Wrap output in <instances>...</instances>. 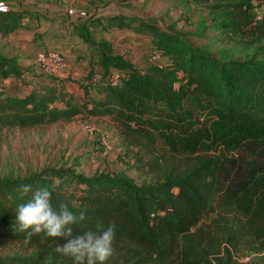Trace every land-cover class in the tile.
Listing matches in <instances>:
<instances>
[{"label":"trees","instance_id":"trees-1","mask_svg":"<svg viewBox=\"0 0 264 264\" xmlns=\"http://www.w3.org/2000/svg\"><path fill=\"white\" fill-rule=\"evenodd\" d=\"M193 2L220 13L214 26L222 32L253 38L257 28L264 38V21L255 22L254 14L264 0ZM28 17L27 11L0 10V35L23 29ZM98 21L93 24L100 29L129 28L148 35L166 64L136 71L106 44L89 41L77 26L92 56L80 83L83 97L68 93L55 77L54 84L24 97L0 94V131L110 118L150 155L143 167L156 175L155 181L138 185L104 173L43 169L4 182L0 237L36 249L32 260L17 257L21 263L43 264L50 255L56 263L72 264L55 252L63 239L28 237L14 229L17 205L31 197L21 198V185L35 190L54 186L50 176H67L81 186L78 203H69L74 194H65L58 184L52 205L64 203L77 215L86 212V219L72 226L74 235L115 224L113 254L106 264H239L235 253L243 244L257 241L264 248V58L222 61L143 20L113 15ZM256 52L263 54L264 44ZM19 69L16 59L0 53L1 79H19ZM111 69L127 77L116 87L95 84L94 74L104 80ZM0 264L13 261L3 258Z\"/></svg>","mask_w":264,"mask_h":264},{"label":"rangeland","instance_id":"rangeland-1","mask_svg":"<svg viewBox=\"0 0 264 264\" xmlns=\"http://www.w3.org/2000/svg\"><path fill=\"white\" fill-rule=\"evenodd\" d=\"M2 1L5 3L16 1L17 4L23 2L27 6L26 8L39 10L53 18H56L58 13L63 14L59 17L61 19L71 18L67 13L69 7L65 4L66 1L56 0L43 4L39 2L40 0H33L40 5L28 3L27 0ZM71 2L72 4L69 3V6L72 5L74 21H80L77 28L86 35L89 41L106 44L115 55L139 72L158 65L152 60L154 47L151 37L146 34H136L129 28L122 30L116 27L100 29L98 24H93L94 21L113 15L132 17L154 24L162 32L186 39L195 48L205 50L222 61H245L251 57L258 60L264 58V53L256 52V49L264 44V38L260 37L257 28L258 33L253 38L247 35L222 32L214 26L216 18L221 20L218 17L220 13L196 5L193 0H71ZM255 4L257 3L255 2ZM22 11L32 14L31 20L34 25V12L26 9ZM254 14L255 22L260 18L264 21V7L256 6ZM49 24L43 22L42 27L48 26V31L52 30L54 37H58V33L60 35L58 42L44 39L43 44L37 46L38 38L26 37L12 40L8 36L0 35V53L8 58L16 59L20 67L19 79L13 76L6 79L0 78V94L9 95V89L12 90L10 95L14 93L12 96L24 97L41 85L54 84L53 76L43 74L36 66V54L40 51L52 50L61 53L66 59L68 68L63 73L64 75L72 76L73 71L71 72V70L75 68L79 71L77 75L85 74L86 67H78L86 58H89V56L87 57L88 47L84 39L79 38L78 34L77 37L72 33L67 41V38L63 37L65 31L62 22ZM25 28L32 27L26 24ZM122 31L125 34L119 33ZM126 32L129 33V36L126 35ZM85 48L86 52L82 54ZM78 52L81 54L75 56V53ZM166 60L163 57L159 65L164 66ZM87 67L89 68L88 65ZM64 75L63 78H65ZM70 75L66 81L70 85L72 84L73 88L79 87L78 93H76L78 95L75 97H83L84 93L80 83H84L85 78L76 81L71 79ZM14 83L18 84V88L14 87ZM71 86L68 88L74 95L75 90L70 89ZM178 86L179 83L176 87ZM104 141L110 145V149L106 153H103ZM148 159H150V155L144 148L120 133L110 118L75 119L70 123L5 128L0 131V184L31 177L43 169H69L73 174L79 173L85 176L104 173L121 179H129L138 185L152 184L156 175L143 167L144 162ZM49 179L54 186L60 184L65 194H74L73 198L68 199L69 203L72 205L78 203L76 198L80 195L81 186L73 178L50 176ZM34 255H36V249L0 237V262L3 258H10L13 264H24L17 259L26 257L32 260ZM247 257L248 260L245 259ZM235 258L239 264H264V248L260 247V243L257 241L243 244L240 250L235 253ZM43 264L59 263L51 260V256L48 255Z\"/></svg>","mask_w":264,"mask_h":264},{"label":"clouds","instance_id":"clouds-1","mask_svg":"<svg viewBox=\"0 0 264 264\" xmlns=\"http://www.w3.org/2000/svg\"><path fill=\"white\" fill-rule=\"evenodd\" d=\"M54 186H42L35 190L31 185H21L20 195L23 199L31 193L25 203L16 207V232L26 236L42 234L44 238H61L55 252L69 258L72 264H106L113 254L115 224H110L102 231L88 230L82 234L73 233V225L86 219V212L79 215L61 203L58 208L52 205Z\"/></svg>","mask_w":264,"mask_h":264},{"label":"crops","instance_id":"crops-1","mask_svg":"<svg viewBox=\"0 0 264 264\" xmlns=\"http://www.w3.org/2000/svg\"><path fill=\"white\" fill-rule=\"evenodd\" d=\"M56 0H40L39 2H41V3H45V2H55ZM61 1H63V2H65L66 1V5L69 7V9L67 10V13H68V15L69 16H71V18H67V19H61V18H59L61 15H63V14H57L56 16V18H53V16H50V15H46V14H43V12H41V11H39V10H33V9H28V8H26L27 6H25L24 5V3L22 2V3H19V4H23L22 6H20L19 4H17L16 3V1H10V2H3L2 0H0V9L1 10H5V11H19V10H23V9H26V10H28V11H33L34 13H33V18H34V22H35V24L34 25H32L33 23V20H31V17H28L27 19H25L24 21H23V24H24V27H23V29H20V30H17V31H14L13 33H11L8 37L9 38H11L12 40H17V39H19V38H30L31 37V39H33V38H38V41L36 42L37 43V46L38 45H40V44H43V42L42 41H44V39L46 40V39H50V40H55L56 42H58V40H59V34L57 33V36L58 37H54V32H52V30H50V31H48V26L46 27V28H44V27H42L43 26V22L45 23V22H48V23H50L49 25H51L52 23H55V22H62L63 23V26H64V28H63V30L65 31V34H63V37H66L67 38V41L69 40V38H70V36H71V34L73 33L75 36H77V32H76V30H75V27H77L78 26V22H80V21H74V15L72 14V11H71V9H72V5H70L69 6V3H71L72 4V2H71V0H61ZM72 1H74V0H72ZM27 2L28 3H35V5L37 4L35 1H33V0H27ZM37 5H40V4H37ZM86 17H88V16H86ZM46 20V21H45ZM26 24H29V26L30 27H32V28H25V25ZM119 33H121V34H125V32H119ZM36 35V36H35ZM41 35V36H40ZM126 35H128L129 36V33H127L126 32ZM78 37V36H77ZM54 41V42H55ZM42 42V43H41ZM32 46H34V45H32ZM86 52V48H85V50L83 51V53L82 54H84ZM81 53H75V56L76 55H80ZM89 56V58H86L82 63H80V65H78V67H80V68H85L86 67V71H85V74L83 75V74H80V75H77V74H79V71L75 68V69H73V68H71V69H73V70H71V74H72V76H71V79H75L76 81H78V79H83V78H85L87 75H88V72H89V68L87 67V65L89 66V60H90V54H89V51H88V54H87V57ZM68 69V68H67ZM70 70V69H69ZM69 70H67V71H69ZM95 70L96 71H98V72H100L101 70H100V68H98V66H95ZM64 75V74H63ZM63 75H60V76H56L55 78H58L59 80H62V82H63V86H64V88H65V90L68 92V93H70V94H72L73 92L71 91V90H69V88L68 87H70L71 85H70V83H68V81H66V79H67V77H69V75L68 74H66V75H64V77L65 78H63L62 76ZM77 76V77H76ZM74 77H76V78H74ZM65 79V80H64ZM4 83H7V81H4ZM17 83H19V81H17ZM18 84H15L14 83V87L15 88H18V86H17ZM70 89H74L75 90V94H74V96H77L78 94H76V93H78V89H79V87H76V88H73V86H71V88ZM19 90H21V88H19ZM8 91H9V93L11 94L12 93V90H9L8 89ZM22 92V91H21ZM14 94V93H13ZM12 94V95H13ZM18 96H23V95H18Z\"/></svg>","mask_w":264,"mask_h":264},{"label":"built area","instance_id":"built-area-1","mask_svg":"<svg viewBox=\"0 0 264 264\" xmlns=\"http://www.w3.org/2000/svg\"><path fill=\"white\" fill-rule=\"evenodd\" d=\"M257 19H259L258 16ZM162 59H163V55L160 52L154 51L152 53V60L154 63L158 64L156 65L157 67H161L159 63L161 62ZM36 66L43 74L56 77L63 74L66 71L67 62L65 57L61 53L52 50H45V51H40L36 54ZM126 77L127 74L125 71L111 69L108 72V74L105 77H103L104 80L102 79L101 75L96 73L94 74L93 81L95 82V84L101 83L104 85L116 87L120 85ZM85 127L91 130V128H89L88 126ZM103 143H104L103 153H106L107 150L110 149V145L106 141H104ZM245 259L248 260V257Z\"/></svg>","mask_w":264,"mask_h":264}]
</instances>
